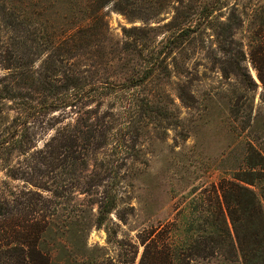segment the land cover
<instances>
[{
  "label": "rangeland",
  "instance_id": "1",
  "mask_svg": "<svg viewBox=\"0 0 264 264\" xmlns=\"http://www.w3.org/2000/svg\"><path fill=\"white\" fill-rule=\"evenodd\" d=\"M101 1L107 31L80 39ZM118 1L0 0V228L25 215L45 219L64 245L73 226L86 225L89 253L140 264L149 243L188 241L194 201L222 200V185L247 169L250 147L264 149L254 57L264 0H146L135 12ZM199 19L198 35L169 43ZM227 26L251 90L224 75L228 45L217 33ZM133 28L145 33L125 34ZM150 67L142 86L111 87Z\"/></svg>",
  "mask_w": 264,
  "mask_h": 264
},
{
  "label": "trees",
  "instance_id": "2",
  "mask_svg": "<svg viewBox=\"0 0 264 264\" xmlns=\"http://www.w3.org/2000/svg\"><path fill=\"white\" fill-rule=\"evenodd\" d=\"M144 4L146 0H119L117 7L121 11L131 8V12H135ZM217 5L216 2L201 11V19H210ZM102 9V1L90 9L87 23L78 31L80 39L83 38L82 35L100 31L101 28L107 31ZM200 25L202 23L199 19L197 27L189 25L173 40L169 39V43L174 46L183 37L198 35ZM227 27L217 33L228 45V48L223 47L227 56L225 66L222 67L224 75L240 77L244 88L251 90V85L255 83L242 66L243 52H235L234 42L231 40L232 30ZM136 31L145 33L144 30L133 28L125 29V34L131 35ZM74 39L75 36L69 38L70 41ZM254 57L259 66V78L264 84V41L254 52ZM154 63L157 64L155 60ZM152 73L154 68L150 67L143 77L111 87L117 90L142 86ZM246 167L247 169L235 174V181L222 185V200L218 197L217 202L203 208L200 203L203 198L194 201L191 214L194 218L186 228L190 241L180 245L149 243L140 264H193L196 257L208 264H264V149L257 150L251 146ZM115 200V195L108 196L102 204L101 216L97 221L99 226L105 223L106 215L115 206ZM3 212L4 210L2 214ZM4 215L8 216V220L9 213ZM18 222L19 224H4L0 228V264H112L103 256H99L96 250L92 253L86 250V225L77 229L73 226L69 230L70 237L63 245L57 242L59 232L55 225L45 219L25 215ZM2 235L4 237H1ZM66 243L73 247L69 248Z\"/></svg>",
  "mask_w": 264,
  "mask_h": 264
}]
</instances>
